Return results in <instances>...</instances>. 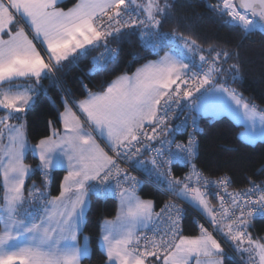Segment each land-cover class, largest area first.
Returning <instances> with one entry per match:
<instances>
[{
  "label": "snow or ice",
  "instance_id": "obj_1",
  "mask_svg": "<svg viewBox=\"0 0 264 264\" xmlns=\"http://www.w3.org/2000/svg\"><path fill=\"white\" fill-rule=\"evenodd\" d=\"M57 3L58 0H0V110L7 113L0 117V176L4 189L0 198V264H81V259L88 255L87 245H80L77 240L85 197L92 191H111L109 181L114 177L119 188L122 175L116 159L96 143L93 131L106 140L118 158L132 160L142 150L153 151L155 155L149 162L137 161V164L149 176L163 179L178 198L206 213L211 224L235 242L238 251L250 253L249 259L255 264H264V242L254 240L246 231L251 218L264 216V194L240 202L254 191L260 192V187L253 182L246 193L229 194L228 206L220 197L219 208H213L207 192L200 186L201 180L205 188L212 182L195 171L194 165L184 180L171 175L174 161L188 164L196 156L195 135L190 133L187 143L175 144L176 151L172 149L174 140L161 138L174 131L168 128L169 113L174 111V104L179 107L183 100L191 101L189 108L193 113L208 112L211 108L228 110L245 126L250 142L258 137L264 139V110H258L235 90L215 83L224 72L232 73L233 80L238 78V65L225 69L221 64L222 57L226 61L232 54L210 47L208 51L214 52L211 59L200 55V63L196 64L193 55L203 50L194 40L179 37L183 44L176 46L175 35L160 30L159 17H166L172 7L169 0H145L144 3L77 0L67 11L58 8ZM215 7L243 33L257 30L264 33V0H222ZM14 13L31 29V39L24 27L12 31V25L16 24ZM124 29H140L146 45L153 49L169 46L171 50L132 75L117 76L103 91L89 92L83 99L74 101L85 121L65 101L61 114L63 134L54 129L51 135L32 146V151L39 154L37 167L45 185L52 169L67 167L60 194L49 200L44 191L33 185L25 196V179L30 168L23 161L30 146L25 139L24 124L9 121L19 119V114L33 101L36 88L25 89L12 82L34 78L39 85L42 77L54 75L63 62L75 61L103 42L104 51L93 57L100 70L118 52L109 46L108 38H115ZM34 40L46 46L48 62ZM6 83L11 86L5 89ZM209 97L215 98L213 105L207 103ZM181 123L187 125L188 119ZM146 125H152L151 133L145 131ZM191 126L194 132L200 130L196 115L191 117ZM141 136L148 143H142ZM5 137L7 142L3 143ZM151 141H158L159 147H153ZM193 177L196 186H190ZM97 180L103 188L89 183ZM123 180L131 181V186L120 190L122 211L116 221H105L102 228L109 264H146L148 258L162 260V264H191L192 260L195 264H224L221 243L203 225L199 236L179 235L182 211L179 208L175 209V218L168 215L170 226L159 240L155 236L148 240L137 235L138 226L147 227L153 218V202L136 195L135 186L139 181L135 177L123 173ZM215 183L226 189L230 178L223 177ZM174 207L168 205L166 209L171 213ZM236 210L239 215H235ZM156 215L159 218L161 214ZM141 239L145 240L143 248ZM245 243L247 247H242Z\"/></svg>",
  "mask_w": 264,
  "mask_h": 264
},
{
  "label": "trees",
  "instance_id": "obj_2",
  "mask_svg": "<svg viewBox=\"0 0 264 264\" xmlns=\"http://www.w3.org/2000/svg\"><path fill=\"white\" fill-rule=\"evenodd\" d=\"M75 1L63 0L60 5L68 8ZM137 3L140 2L137 0ZM169 3L172 7L167 10L168 15L159 17L162 21L160 30L174 34L176 46L183 44V40L179 37L194 40L203 50L198 54L202 53L206 57L211 58L214 55V52L208 51L210 47L232 54L226 61L222 57L221 62L225 69L233 64L238 65V78L233 80L232 73L224 72L215 83L237 90L250 104L264 110V33L259 30L248 34L243 33L241 29L229 22L226 14H220L219 9L215 7L220 4L219 0H169ZM132 14L135 15V12ZM140 15L143 17V13ZM139 32L140 29H124L115 38L109 37V46L116 47L118 52L115 58L100 70H97L93 57L104 50L103 42L100 47L93 48L85 56L75 61L63 62L62 67L54 71V75L42 77L41 90L33 103L21 115L25 120L27 142L34 144L48 136L52 126H60L59 115L65 101L74 102L84 98L89 92H101L118 75L130 74L146 61L156 59L165 51L171 50L169 46L153 49L146 45ZM194 57H197V53L193 55ZM0 113L7 114L2 110ZM196 115L200 126L197 154L188 164L173 163L171 175L184 180L193 171L194 165L195 171L201 174L211 177H229L230 183L226 189L224 187L223 193L229 204L231 201L229 194L249 188L253 181L264 183V139L255 142L242 139L239 135L243 128L242 124L228 115L214 118L198 113ZM24 160L33 168L37 164V158L31 150L28 151ZM64 174L65 170L62 168L53 170L45 185L41 170L38 167L35 168L25 180V196L33 184L32 181L46 193L48 199L57 195ZM161 186L169 191L166 183H161ZM169 192L176 196L173 192ZM138 194L143 199L152 200L153 210L167 199L164 192L151 183L140 186ZM119 195L120 192L116 197L89 194L90 201L85 214L83 233L88 237L90 253L81 259V264H106V254L99 244L101 223L104 219L115 216ZM214 197H207L212 207L217 204ZM182 200L203 219H208L192 204ZM197 223L196 215L185 211L181 222V235L201 234ZM246 231L254 240H261L264 235V216L256 215L251 218L250 226ZM217 232L220 231L217 230ZM229 242L235 244L231 240ZM236 252L241 260L255 264L249 259L250 253H241L238 250ZM223 259L224 264H241L227 251ZM152 261L154 259L147 262Z\"/></svg>",
  "mask_w": 264,
  "mask_h": 264
},
{
  "label": "built area",
  "instance_id": "obj_3",
  "mask_svg": "<svg viewBox=\"0 0 264 264\" xmlns=\"http://www.w3.org/2000/svg\"><path fill=\"white\" fill-rule=\"evenodd\" d=\"M143 39V38H142ZM144 40V39H143ZM111 48H116V47H111ZM117 49V48H116ZM104 50H102L101 52H99L97 54V56L102 53ZM96 56V57H97ZM209 58V57H208ZM211 59V58H209ZM200 60H198L196 62V64H199ZM222 66H224V64L221 62ZM216 81V80H215ZM205 87H209V86H205ZM203 91V89H202ZM191 101H181L180 102V106L178 107L177 105H173V109L174 111H170L169 113V119H168V128L172 131L167 137H161V138H167V139H172L174 140V144L172 145V149L173 151H176L175 149V144H184L187 143V140L189 138V134L192 133L195 135L196 140L198 141V133L199 131H195L193 130L192 126H191V117L194 115V113L190 110L189 105H190ZM188 119V123L187 125L182 124L181 122L184 121L185 119ZM197 122H198V126H199V119L197 117ZM151 127L152 125H147L145 126V131L151 133ZM200 129V126H199ZM141 142L142 143H148V141H146L144 139L143 136H141ZM153 147H159V142L158 141H151L150 142ZM137 147H140V145L138 144ZM155 155V153L153 151L150 150H142L140 152L139 155H137L135 158H133L132 160H128V159H123V158H117V165L119 166V168L122 170V175L120 177V187H116L117 184V179L114 177L112 178L109 183L111 184V191L107 192V193H97V192H89L92 193L94 195H98V196H106V195H110V196H114L116 197L121 188H129L131 186V181H124L123 180V173H127L128 176L130 177H135L137 181H139V183L135 186V189H138L140 186H142L144 183H151L153 184L155 187L160 188L164 194L167 196V199L157 208H155V210L153 211V218L151 220V224L150 226L146 229L143 230L141 232H139L137 235L142 236L147 238L148 240H151L154 236L157 240L160 239L161 235H163V233L165 231L168 230L170 223L167 219L168 215L171 214L173 218H175L176 216V208L181 209V213H180V217H179V228H180V232L179 235H181V222H182V217L184 216L185 211H190L192 213H194L196 215V217L198 218V223L197 226L200 228V225H203L205 228L208 229V231H210L211 233H213L214 235H216V237L221 240V242L224 244V246L226 247L227 251L241 264H247L246 261L241 260L239 258V256L237 255V249L235 248L234 245H229L227 243V240H224L223 238L220 239V237L216 234V229L213 225H210L208 223V221H206L205 219H203L200 215H198L185 201H183L182 199L174 196L173 194H171L166 188H163L161 186V183H165L163 181V179L161 178H157L155 176H149L141 166H139L137 164V161H145V162H149L151 160V158ZM167 157V152L165 153V158ZM114 158V157H113ZM179 163V164H185L183 162H179V161H174L173 163ZM172 163V165H173ZM171 165V167H172ZM147 166L150 168L152 167V165L150 163H147ZM201 174V173H200ZM202 177L207 178L209 181H211L212 183H210L206 188L204 187V182L203 180L200 181V186L202 191H206L207 192V197H214L217 200V204L213 207V208H219V204H220V197H223L224 201H225V205L228 206L229 205V201L226 200L223 196L224 193V185H219L217 183H215L216 181L220 180L223 177H211V176H207L205 174H201ZM255 183V185H258L261 189L260 192H256L254 191L251 195L246 196L241 198L240 202L243 203V199H248L249 201L254 200L257 198V196L264 194V183L262 182H258V181H253ZM32 185L30 188L33 187V185H35L34 181H32ZM90 184H95L100 188H103L104 186L100 184V182L97 181H92L90 182ZM190 186H196L195 184V178L193 177V181L191 183ZM36 188H38V186L35 185ZM253 187V183L249 186V188L241 190V191H237L238 193H246L248 189ZM29 188V189H30ZM168 205H174L175 207L172 208L171 213H169V211L166 209V206ZM164 209L165 211L162 213L161 210ZM156 214H161L159 216V218H157ZM235 215H239V210H236ZM225 223H227V221H225ZM229 239V238H228ZM145 243L144 239H141L140 241V246L141 248H143V245ZM150 259L153 258H148L147 261H149Z\"/></svg>",
  "mask_w": 264,
  "mask_h": 264
},
{
  "label": "crops",
  "instance_id": "obj_4",
  "mask_svg": "<svg viewBox=\"0 0 264 264\" xmlns=\"http://www.w3.org/2000/svg\"><path fill=\"white\" fill-rule=\"evenodd\" d=\"M63 0H58V3H57V7L58 8H60V9H62V10H64V11H67L68 9H70V8H72L76 3H77V0L75 1V3L73 4V5H71L70 7H68V8H63L61 5H60V3L62 2ZM14 15H15V18H16V24H14V25H12V27H13V31H15L16 30V28L17 27H24L25 28V31L28 33V36H29V38L31 39L32 38V36H33V33H32V31H31V29H29L26 25H25V23L22 21V19H21V17L19 16V15H16L15 13H14ZM5 39L7 38V36H5L4 37ZM35 44H36V46H37V49L39 50V51H41V54H42V56H44V58H45V62H48V53H47V51H46V46L45 45H43V44H41L38 40H34L33 41ZM170 50H167V51H165L161 56H159L158 58H156V59H151V60H148V61H146L145 63H143L142 65H140L139 67H137L136 69H135V71L138 69V68H140V67H142V66H144L145 64H147L149 61H157V60H159L160 59V57H163L164 55H165V53H168ZM197 53V52H196ZM200 54H202V53H200ZM197 58V57H196ZM195 57L193 58V60H195L196 59ZM185 63H188V61L186 60L185 61ZM135 71H133L132 73H130V74H127V75H132ZM121 75H124V74H121ZM118 76H120V75H118ZM116 78V77H115ZM114 78V79H115ZM113 79V80H114ZM112 80V81H113ZM111 81V82H112ZM110 82V83H111ZM12 85H22L23 86V88H28V87H35L36 88V92H35V94H34V98H33V101L35 100V97L37 96V94H38V92L41 90V81H39V85H37V83H36V81L34 80V78H19V79H16V80H14L13 82H12ZM11 85H9V84H4L3 85V88H9ZM13 90H16L15 88H13ZM88 95V94H87ZM86 97V96H85ZM83 99V98H82ZM80 100V99H79ZM79 100H77V101H79ZM33 101L30 103V105L33 103ZM29 105V106H30ZM28 106V107H29ZM68 106L72 109V111L73 112H75L76 113V115L77 116H79L80 117V119H81V121H85V116L78 110V108L74 105V103L73 102H68ZM27 107V108H28ZM64 110H65V108H63V110L61 111V113H60V115H59V118H60V126L59 127H56V126H52L51 127V132H50V134L49 135H51V133H52V131L55 129V130H57V131H59L61 134H63V131H64V128H63V121H62V119H61V114L64 112ZM2 111H4V110H2ZM198 114H201V115H203V116H210V117H218V116H221V115H228L230 118H232L233 120H234V118H233V115H231L230 113H229V111H227V110H222V111H220V113H218L217 114V112H212L211 110H209L208 112H204V113H198ZM5 115H7V114H3V113H0V117H3V116H5ZM21 115H23V113H20L19 114V119H15V118H13L12 120H10L9 121V123H12V124H16L17 122H19V123H23L24 124V132H25V120H24V118H23V116H21ZM18 120V121H17ZM235 121V120H234ZM239 124H241V123H239ZM86 126V128H87V130H89V131H92V129L91 128H88V126L87 125H85ZM243 126V125H242ZM92 134H93V136L95 137V139H96V143L97 144H99L100 145V147L101 148H103L105 151H106V149H105V144H107V142H106V140L105 139H103L100 135H98V133H96L95 131H93L92 132ZM48 135V136H49ZM25 139H26V134H25ZM40 141V140H39ZM39 141L38 142H36V143H34V144H28V142H27V139H26V142H27V144L30 146V150H31V152L33 153V155L37 158V164L35 165V167L29 172V175L33 172V170L35 169V168H37V166L40 164V160H39V154H38V152H34V151H32V146H35L36 144H38L39 143ZM7 142V140H6V137H5V139H4V141H3V143H6ZM107 152V151H106ZM109 154V153H108ZM65 165H66V161H65ZM55 169H57V168H54V169H52L51 171H50V175H49V178H50V176H51V172L53 171V170H55ZM62 169H64L65 170V174H64V176H66L67 175V167L65 166V167H63ZM28 175V176H29ZM64 176H63V178H62V181H61V185H62V183H63V179H64ZM27 178V177H26ZM26 180V179H25ZM91 182V181H90ZM60 191H61V188H60ZM60 191H59V193L57 194V195H53V196H51L50 198H49V200L50 199H52L53 197H56V196H58L59 194H60ZM135 192H136V195L140 198V199H142V200H144L139 194H138V191L135 189ZM3 193H4V189H3V184L1 183V177H0V194L3 196ZM85 200H86V207H85V209H84V217H83V221H82V223H81V225H80V229H79V232H78V234H77V240H78V242H79V244L80 245H84V234H83V225H84V220H85V214H86V211H87V209H88V206H89V201H90V198H89V194H87V196L85 197ZM121 205V196L119 195V197L117 198V207L118 206H120ZM25 207H29V205H25ZM195 208V207H194ZM153 209H154V204H153ZM197 209V208H196ZM198 210V209H197ZM201 212V211H200ZM203 214H205V213H203ZM206 215V214H205ZM208 217V216H207ZM108 219H110V218H108ZM208 219H209V217H208ZM210 220V219H209ZM150 223H151V221L150 222H148V226L147 227H144V228H148L149 226H150ZM144 230V229H143ZM139 231H142V230H139ZM139 231H137V233L139 232ZM221 232V231H220ZM136 233V234H137ZM222 233V232H221ZM198 235H200V234H198ZM214 236V235H213ZM214 238L216 239V237L214 236ZM219 242V241H218ZM87 243V244H86ZM86 243H85V245H87V247H88V249H89V253H90V246H89V242H88V239L86 240ZM99 243H100V241H99ZM246 244V243H245ZM100 247L102 248V250L104 251V253L106 254V251H105V249L100 245ZM89 253H88V255H89ZM162 263V260H160V261H156V260H154V261H152V262H147V264H161ZM106 264H108V258H107V255H106Z\"/></svg>",
  "mask_w": 264,
  "mask_h": 264
},
{
  "label": "rangeland",
  "instance_id": "obj_5",
  "mask_svg": "<svg viewBox=\"0 0 264 264\" xmlns=\"http://www.w3.org/2000/svg\"><path fill=\"white\" fill-rule=\"evenodd\" d=\"M140 3H144L145 2V0H138ZM220 1V4H221V2H222V0H219ZM201 54L199 53L198 54V52H197V56L199 57ZM230 90H235V89H233V88H230ZM237 93H239L237 90H235ZM240 94V93H239ZM241 95V94H240ZM242 96V95H241ZM245 99V98H244ZM214 100H215V98L214 97H209L208 98V101H207V103L209 104V105H213L214 104ZM246 100V99H245ZM247 101V100H246ZM248 102V101H247ZM212 112H217V114L218 113H220V111H222V110H217V109H215V108H211L210 109ZM258 110H260V109H258ZM228 111V110H227ZM229 113L231 114V115H233L230 111H229ZM233 118H234V120L237 122V123H241L238 119H236L235 118V116L233 115ZM18 121V120H17ZM19 122H17L16 124H18ZM242 124V123H241ZM243 125V124H242ZM147 126V125H146ZM239 135H240V137L242 138V139H244V140H246V141H249V139H248V135H247V132H246V129H245V126L243 125V128L241 129V131H240V133H239ZM261 138H257L255 141H257V140H260ZM255 141H253V142H255ZM250 142V141H249ZM28 144H30V143H28ZM30 148V147H29ZM105 149H106V151L109 153V155H112L113 157H114V159H116V161H117V158L118 157H116V155H115V153L114 152H112L110 149H109V147H108V145L107 144H105ZM30 149H28L26 152H25V155H24V159L26 158V156H27V153H28V151H29ZM27 166H29V168H30V171L33 169V167L31 166V164L30 163H27V162H25V160L23 161ZM1 177V183H2V176H0ZM92 182V181H91ZM90 183V182H89ZM3 195H4V193H3ZM3 196L0 194V198H2ZM144 200H149V199H144ZM150 201H152V200H150ZM0 203H2V200H0ZM190 204H192V203H190ZM195 208H197L199 211H201L197 206H195L194 204H192ZM121 211H122V207H121V205L120 206H118L117 207V211H116V214H115V216L114 217H112V218H110V219H104L103 221H102V223H101V230H100V236H99V241H100V245L105 249V251H106V248H105V245H104V242H103V240H102V236H103V231H102V228H103V226H104V222L105 221H116L117 220V217L120 215V213H121ZM202 212V211H201ZM202 213H204V212H202ZM206 214V213H205ZM206 216H208L207 214H206ZM143 229H145L144 227H139L138 226V231L139 230H143ZM84 234V245H85V243H86V240L88 239V237H87V235L85 234V233H83ZM195 236H199L198 234L197 235H195ZM85 237L87 238V239H85ZM261 242H264V235H263V237L261 238V240H260ZM87 244V243H86ZM221 247L224 249V254H226V250H225V248H224V246L221 244ZM203 259V258H202ZM108 264H109V262H108ZM146 264H147V262H146ZM162 264V263H161ZM191 264H195V261L194 260H192L191 261Z\"/></svg>",
  "mask_w": 264,
  "mask_h": 264
}]
</instances>
